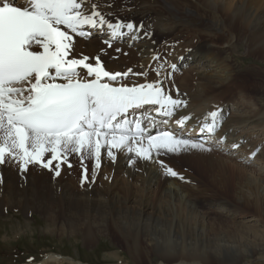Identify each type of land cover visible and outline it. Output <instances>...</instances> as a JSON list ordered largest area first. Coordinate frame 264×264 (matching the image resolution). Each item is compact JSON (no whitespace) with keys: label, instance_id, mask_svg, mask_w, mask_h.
Instances as JSON below:
<instances>
[{"label":"bare ground","instance_id":"1","mask_svg":"<svg viewBox=\"0 0 264 264\" xmlns=\"http://www.w3.org/2000/svg\"><path fill=\"white\" fill-rule=\"evenodd\" d=\"M176 1L149 0L123 10L124 0H85L83 7L88 12L95 5L105 19L109 12L118 14L116 19H106L108 22L132 23L135 27L131 32L121 29L125 35L115 39L106 25L96 29L85 25L82 30H106V35L96 36L108 38L107 42L121 43L124 37H129L124 39L129 44L132 42L128 51L123 49L127 59H119L125 67L100 60L109 73L131 70L126 78L111 83L133 86L161 81L166 94L185 102L174 109L172 117L163 116V110L157 113L158 106H145L132 111L128 119L147 116L144 123L150 134L168 130L179 135L180 127L175 121L189 116L184 128L186 138L205 139L212 146L236 152L245 162L254 159L257 168L250 162L249 166L234 162L235 158L220 157L209 163L219 175V179L212 177L214 184L240 179L234 182L235 195L223 197L221 205L215 206L216 212L208 213L193 204L195 193L186 191L187 180L165 174L158 162L161 156L142 161L134 153L113 149L112 159L102 149L98 169L94 157L80 165L68 158V163L61 164L59 176L35 165L21 172L15 162L0 164V206L40 211L56 230L81 235L87 245L94 244L100 235L112 238L113 233H118V242L126 250V264H146L145 258L151 264L153 259L158 264H264V256L257 254L264 249V174L260 175L264 173V104L246 91L232 56L243 47L247 57L256 56L255 62L264 63V0H186L183 8ZM16 2L25 6V0ZM150 13L156 14L154 22L165 35L164 43L145 25ZM176 32L178 36L189 32L190 39L172 41ZM72 35L69 59L77 51L88 55L99 48L98 41L84 43L83 36ZM102 39L101 44L107 43ZM116 44L113 45L119 48ZM88 62L95 65V61ZM141 73L144 75H138ZM260 73L264 75V70L260 69ZM81 74L86 72L81 69ZM214 111L218 113L217 130L213 134L201 132L204 122L212 123L206 117ZM256 135L262 137L255 139ZM85 172L87 179L82 183ZM137 187L140 194H134ZM249 208L254 213L247 216ZM59 219L60 225L56 223Z\"/></svg>","mask_w":264,"mask_h":264},{"label":"snow or ice","instance_id":"2","mask_svg":"<svg viewBox=\"0 0 264 264\" xmlns=\"http://www.w3.org/2000/svg\"><path fill=\"white\" fill-rule=\"evenodd\" d=\"M84 3L25 0L20 7L16 0H0V164L15 162L21 172L35 165L59 176L61 164L68 163L72 154L79 155L82 163L94 157L98 169L102 149L112 159L115 149L134 153L142 161L193 149L210 150L203 142L186 138L189 116L175 121L179 135L168 130L150 134L144 123L147 116L127 118L145 106H158L155 111L163 110L165 117L174 115V109L185 102L166 94L161 81L114 86L111 82L126 78L131 70L109 73L99 57L93 58L95 65L86 56L68 58L73 51L72 34L90 35L82 30L85 25L90 29L106 25L113 39L125 35L121 29L131 32L135 27L121 21L110 23L95 5L88 12ZM209 117L212 123L204 122L200 131L213 134L218 113H208L206 120ZM158 162L166 175H179ZM86 179L85 172L82 183Z\"/></svg>","mask_w":264,"mask_h":264},{"label":"rangeland","instance_id":"3","mask_svg":"<svg viewBox=\"0 0 264 264\" xmlns=\"http://www.w3.org/2000/svg\"><path fill=\"white\" fill-rule=\"evenodd\" d=\"M148 2L149 0H124L122 9L127 10L128 8H132L134 5L136 6V4H147ZM176 2H181L177 4L179 7L181 6L180 8L185 7L186 0H178ZM108 14H105L107 16L106 19L108 20L118 18V14L116 12H109ZM148 16L149 17L145 18V25L149 27L152 32L157 33V38L162 43H164L166 40L165 35L160 31L159 26L154 22L156 14L152 13ZM87 32H89L90 35H87L88 37H81V40H83L84 43H87V41L90 42L91 40L98 41L100 42V44L98 43L99 48L96 49V51L93 50L92 52H87L88 55H86V51L84 50H82L84 53H81V50L77 51V54L76 52L74 53L75 57L73 54V58L79 59V57L82 58L85 57V55L86 57H89L90 54L89 61H95L93 58L99 57L101 61L106 59L111 62H117L121 68H123V66L125 67L126 64L122 59L125 58L126 60L127 58L124 56L123 49L129 50L133 45L132 43L129 44V42L124 40L129 37H124L122 42L118 43V46L120 47L116 48V43L110 44L103 42L108 38H105L104 40L101 38L102 36H98L97 38L96 35H106V31L93 32L92 30H89ZM175 36L177 37L172 39V41H181L184 38V41L186 42L190 39L189 32H180L179 36L176 32ZM99 37L102 39L103 44H101V39H99ZM94 38L96 40H94ZM109 44L111 46L113 44L116 45L111 47ZM108 45L109 48H107ZM124 45H129L130 47L125 48ZM245 51L246 49L241 47L232 54L235 62L234 67H236L238 71L241 72L243 80L246 83V91L253 97V99H255V101L259 102L260 104H264V91L262 93V89L264 90V75L260 73V69L264 70V63L259 64L255 62L256 56L247 57V52ZM120 57L122 58L121 61L119 60ZM126 67L128 68L129 66ZM253 68H256L257 71L255 72ZM193 70L195 69L193 68ZM195 82L196 81H193V83ZM222 94L226 97L224 93ZM260 136L261 135H256L254 137L256 139ZM197 141L203 142L205 147L210 150L203 151L193 149L186 152H180L178 154H167L160 156L165 165L171 167L179 174L177 178H179V176H183V180H187L186 183L189 185V187L186 188V191H193L195 193V195L192 196L194 199L193 204L201 210L207 211L208 213H210V211L216 212L214 211L216 208L215 206L221 205L219 201H221L223 197L226 199L228 196L231 198V195H235L237 188L234 186V182H238L240 179L232 178L231 183H225L222 185L214 184L212 182V177L215 176L216 179L217 177L219 179V175L216 174L217 172L215 173V170L211 168L209 163L217 160L216 158L220 157H224L223 159L235 158L233 159L234 162L238 161L244 165L247 164L248 166L250 163L256 166V162L254 159H251V161H249L250 163L245 162L243 161L244 157L239 158V154L236 152L225 150L224 148H218L217 146H212L211 144L206 143L205 139L200 138ZM235 153L237 157H235ZM68 158H71V160L73 159L72 161L77 162L79 165L80 163L84 164L87 162V158H85L82 163L80 156L76 154H74V156L73 154L69 155ZM15 166L17 168L19 165L15 163ZM247 172L249 177V171ZM78 173L80 175L82 173L81 170ZM214 173L215 175H213ZM262 174L264 173L260 172V175ZM102 179L103 178H101V180ZM137 189L138 187L134 190V194H140ZM247 211V216L254 213V210L250 208L247 209ZM56 223L60 225L61 220H57ZM261 223L262 222H260V225ZM112 238L106 235H100L94 244L87 245L84 242L83 236L81 235H71L69 233L63 234L56 230L55 224L49 220L45 214L42 212L40 213V211L26 212L23 209H16L14 207H10L9 205L0 206V264H126L127 259L124 244L118 242L121 241L120 235L118 233H113ZM263 253L264 249H261L257 254L264 256ZM222 256H225V254ZM145 259L146 260L144 261L146 264H151L150 259ZM211 260L214 261L216 259ZM158 262L159 261H155V259L152 260V264H158Z\"/></svg>","mask_w":264,"mask_h":264}]
</instances>
